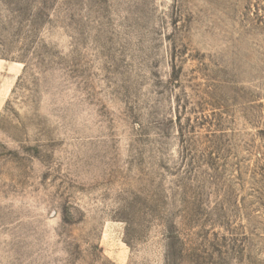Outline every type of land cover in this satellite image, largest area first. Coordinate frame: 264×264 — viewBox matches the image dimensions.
Returning <instances> with one entry per match:
<instances>
[{
	"label": "rangeland",
	"instance_id": "rangeland-1",
	"mask_svg": "<svg viewBox=\"0 0 264 264\" xmlns=\"http://www.w3.org/2000/svg\"><path fill=\"white\" fill-rule=\"evenodd\" d=\"M0 264H264V0H0Z\"/></svg>",
	"mask_w": 264,
	"mask_h": 264
}]
</instances>
